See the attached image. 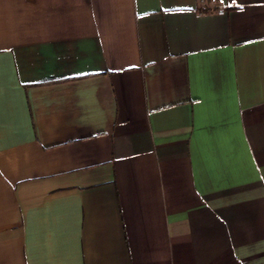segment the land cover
I'll use <instances>...</instances> for the list:
<instances>
[{"label": "crops", "instance_id": "0c3cea01", "mask_svg": "<svg viewBox=\"0 0 264 264\" xmlns=\"http://www.w3.org/2000/svg\"><path fill=\"white\" fill-rule=\"evenodd\" d=\"M217 2L0 0V264H264V0Z\"/></svg>", "mask_w": 264, "mask_h": 264}, {"label": "built area", "instance_id": "2783aa9c", "mask_svg": "<svg viewBox=\"0 0 264 264\" xmlns=\"http://www.w3.org/2000/svg\"><path fill=\"white\" fill-rule=\"evenodd\" d=\"M199 2L205 11L215 12L217 15H223L225 13L223 8L218 7L217 0H199ZM207 4L210 7H207Z\"/></svg>", "mask_w": 264, "mask_h": 264}]
</instances>
